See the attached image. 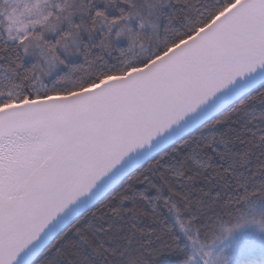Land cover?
Here are the masks:
<instances>
[{"label": "snow or ice", "instance_id": "1", "mask_svg": "<svg viewBox=\"0 0 264 264\" xmlns=\"http://www.w3.org/2000/svg\"><path fill=\"white\" fill-rule=\"evenodd\" d=\"M260 213L264 0H0V264H217Z\"/></svg>", "mask_w": 264, "mask_h": 264}, {"label": "rangeland", "instance_id": "2", "mask_svg": "<svg viewBox=\"0 0 264 264\" xmlns=\"http://www.w3.org/2000/svg\"><path fill=\"white\" fill-rule=\"evenodd\" d=\"M258 215H264L260 213ZM236 222V221H235ZM231 226H222L219 229L218 235L211 242V250L214 257L217 259V264H220V261L223 256H230L231 259L229 264H235V261L239 257V253H242L246 248L257 243H264L260 241L257 234V226L255 224H247L243 227L236 229L226 238L221 239L223 236V229ZM238 245H241L238 247ZM249 258L253 261L252 264H264V249L257 248L255 251L246 255L244 259Z\"/></svg>", "mask_w": 264, "mask_h": 264}, {"label": "trees", "instance_id": "3", "mask_svg": "<svg viewBox=\"0 0 264 264\" xmlns=\"http://www.w3.org/2000/svg\"><path fill=\"white\" fill-rule=\"evenodd\" d=\"M165 11H167V9H165ZM235 127H239V125H235ZM223 128H224V126H221L220 128H218V129H216V130H217V131H223ZM218 147H220V146L218 145ZM238 150H239V145H237L235 148H231V151H238ZM181 151H182V152H187V149L185 148V149H182ZM258 151H259V150H258ZM175 159L178 160L179 157H176ZM166 162H170V161H166ZM213 163H214V164H221L222 162H221L217 157H215V155H214V156H213ZM223 166H227V164L225 163ZM238 171H244V169H238ZM204 175L207 176L208 173H204ZM157 182H158V181H157ZM122 186H123V184L118 185L117 188L114 189V191H118L119 188L122 187ZM195 186H196V187L203 186V187L209 188V189H210L211 191H213V192L219 191V192H221L222 194H223V192H224V189L221 187V183H220V181L215 180V179L211 180L209 183H206V182H204L203 180H201V181H199ZM150 194H151V193H150ZM137 203H139V204L142 205L143 207L147 208V205H144L142 201H138ZM126 206H127V205H126ZM160 213H161V216L165 218V222L170 224V223H171V218H170V217H167V213H165L164 210H163L162 208L160 209ZM129 219H130V218H129ZM232 223H235V221H232ZM222 226H232V224H231V223H228V222H219V223L215 224V225H214V235H215V238H216V236L218 235V232H219L220 227H222ZM137 227L159 228V224H151V223H149V221L146 220V219H140V221L137 223ZM125 234H126V233H125ZM211 235H212V234H210V236H211ZM145 238H147V237H144V238L137 237L136 239L139 240V239H145ZM215 238H214V239H215ZM214 239H210L209 237H205V238H204V242H205L206 244H210L211 242L214 241ZM154 246H155V245H153V247H154ZM132 248H133L132 255H135V253H136L137 251H142V249H138V248L136 247V244H135V243L133 244ZM128 258H130V257H128ZM252 263H253V261L250 260L249 258H246V259L243 260V264H252Z\"/></svg>", "mask_w": 264, "mask_h": 264}, {"label": "clouds", "instance_id": "4", "mask_svg": "<svg viewBox=\"0 0 264 264\" xmlns=\"http://www.w3.org/2000/svg\"><path fill=\"white\" fill-rule=\"evenodd\" d=\"M257 234H258L259 240L260 241H264V231H260L257 228ZM257 248L264 249V243H257V244H254V245L249 246V248L247 249V253L250 254L251 252L255 251ZM238 255L241 256L243 254L242 253H239Z\"/></svg>", "mask_w": 264, "mask_h": 264}]
</instances>
